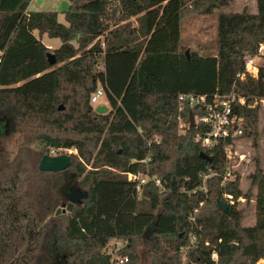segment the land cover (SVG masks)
I'll list each match as a JSON object with an SVG mask.
<instances>
[{
  "label": "trees",
  "instance_id": "1",
  "mask_svg": "<svg viewBox=\"0 0 264 264\" xmlns=\"http://www.w3.org/2000/svg\"><path fill=\"white\" fill-rule=\"evenodd\" d=\"M68 1L62 24L56 12L30 11L31 0H0V264L264 261L259 161L246 192L237 173L225 180L224 149L233 139L202 147L196 137L205 127L190 128L189 117L204 110L177 102L180 94L242 98L244 105L231 104L233 113L256 140L264 52L257 78L238 75L243 57L264 46V0L256 14L220 12L232 0ZM215 12V54L190 51L187 60L182 20ZM43 35L60 46L47 48ZM98 88L108 107L103 115L90 104ZM52 150L74 152L70 170L38 169ZM127 174L147 181L137 190ZM72 179L67 187L76 195L64 190ZM60 194L73 208L56 214ZM239 198L253 200L250 226ZM112 241L122 244L115 256L106 253Z\"/></svg>",
  "mask_w": 264,
  "mask_h": 264
},
{
  "label": "rangeland",
  "instance_id": "2",
  "mask_svg": "<svg viewBox=\"0 0 264 264\" xmlns=\"http://www.w3.org/2000/svg\"><path fill=\"white\" fill-rule=\"evenodd\" d=\"M69 6L68 0H31L29 4L30 11H52L57 13L58 22L65 24L64 12ZM246 10L250 14H256L259 11V1L258 0H232L229 6L223 8L220 12L228 13H241ZM218 12L212 15H188L186 16L180 24V45L182 53L186 50L197 52L199 55H214L215 54V37H216V16ZM44 42L50 43L52 49L60 46V41L58 39H48L44 37ZM260 63V61H259ZM104 104L107 102L104 96L98 99L96 105ZM260 112L257 125V135L256 140L243 135L239 138L234 139L232 153L233 157L230 163H227V169L230 171L231 175L228 179H233V172L237 173L241 180V189L246 192L249 188L248 175L251 174L253 170L254 160H258L262 170L264 171V100L260 102ZM95 107V106H94ZM0 125V129H1ZM180 127H185L186 124L181 121ZM3 127V126H2ZM14 144L11 143L8 149H14ZM64 154H71L74 152L66 151ZM70 171H68L66 176H69ZM67 184V185H66ZM65 184V193L68 195H76L72 189L67 186L75 185V179L67 182ZM61 195V194H60ZM61 195L59 200V206L57 209L61 208L62 204H65V198ZM77 197H79L77 195ZM239 207L244 212V226H250L254 222V205L253 200L246 203L244 198H239ZM259 264H264V261H259Z\"/></svg>",
  "mask_w": 264,
  "mask_h": 264
},
{
  "label": "built area",
  "instance_id": "3",
  "mask_svg": "<svg viewBox=\"0 0 264 264\" xmlns=\"http://www.w3.org/2000/svg\"><path fill=\"white\" fill-rule=\"evenodd\" d=\"M264 52V46L260 45L256 54L245 55L243 57V73L238 75L239 80H243L246 76L251 78H257L259 72V61L262 53ZM103 96L102 88H98L90 97V104L94 107L97 106L98 99ZM177 102L182 108L183 105L187 107H198L203 109L204 112L194 118L195 126L198 124L205 127L206 132L203 135H197L196 141L200 142L202 147H212L216 144L217 139L231 138L236 139L243 135L246 128L245 121L242 117L237 116L233 113L232 103L244 105V99L236 98L231 95L226 98H217L213 96L212 98H207L205 95H195V94H180L177 97ZM233 145H228L225 147V158L227 163H230L233 153ZM50 155H55V152L50 151ZM231 173L228 171L225 176V180L230 177ZM127 179L131 182L136 183V189L139 190L140 186L144 184L147 180L140 177L138 174H127ZM155 184L159 185V181L154 179ZM223 199L229 204H233V197L229 194H224ZM121 242L112 241L106 248V253L108 255H118L121 249ZM212 259L216 260V255L212 254ZM117 262L127 263V256H117Z\"/></svg>",
  "mask_w": 264,
  "mask_h": 264
},
{
  "label": "water",
  "instance_id": "4",
  "mask_svg": "<svg viewBox=\"0 0 264 264\" xmlns=\"http://www.w3.org/2000/svg\"><path fill=\"white\" fill-rule=\"evenodd\" d=\"M184 56H186L187 60L189 59L188 50L184 52ZM46 57L50 65H55V59L53 54L47 53ZM59 109H62V107H59ZM94 112L98 115L106 114L108 112V107L104 104H99L94 107ZM189 121H190V128H194L195 123L191 115L189 117ZM200 157L203 160L210 162V158L205 153L203 152L200 153ZM70 165H71L70 157L67 154H60L53 156L45 155L41 158L38 169L42 172H62L65 170H70ZM217 205L223 211H226L229 207L228 204H225L223 202H218ZM72 208H73L72 203H68L67 205L62 204L61 208L56 210V214H59L60 212L64 213L66 211H71Z\"/></svg>",
  "mask_w": 264,
  "mask_h": 264
},
{
  "label": "crops",
  "instance_id": "5",
  "mask_svg": "<svg viewBox=\"0 0 264 264\" xmlns=\"http://www.w3.org/2000/svg\"><path fill=\"white\" fill-rule=\"evenodd\" d=\"M44 37H47L46 35H43L42 37H41V42L47 47V48H51L52 47V45L50 44V43H46V42H44ZM48 38V37H47ZM49 39V38H48Z\"/></svg>",
  "mask_w": 264,
  "mask_h": 264
}]
</instances>
